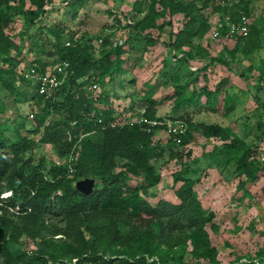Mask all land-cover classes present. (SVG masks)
Returning a JSON list of instances; mask_svg holds the SVG:
<instances>
[{"label": "trees", "instance_id": "obj_1", "mask_svg": "<svg viewBox=\"0 0 264 264\" xmlns=\"http://www.w3.org/2000/svg\"><path fill=\"white\" fill-rule=\"evenodd\" d=\"M11 2L0 0V74L9 70L18 83L16 70L20 65H34L40 73L61 61L69 66L64 81L50 94H38L29 82L20 81L29 85L40 106L34 115L35 126L25 134L19 130L23 126L20 123L14 129V138L0 131V195L10 192L0 197V264H189L184 261L186 251L204 260L203 264H219L218 251L207 231L215 213L203 208L195 190L198 181L187 176L188 166L182 164L172 173L176 201L157 197L151 203L147 198L155 197L148 190L160 181L155 163L165 151L196 144L199 138L219 139L235 159L236 172L246 176L251 173L256 146L228 127L193 124L186 110L200 104L204 97L207 110L215 112L223 94L224 113L229 114L233 104L228 107L232 97L226 91L225 77L213 89L193 85L184 93L176 88L169 119L184 122L186 129L177 136L178 142L166 133L165 139L157 137L165 125L150 126L147 131V123L130 121L132 118L121 121L108 102V87L117 77L122 82L126 73L122 45L104 38L95 59L90 44L62 42L58 57L47 67L28 57L32 50L29 29L43 18L53 0H29L30 7H25L24 0ZM160 2L161 14L166 8L171 16L182 14V27L175 30L170 47L186 58L182 47L191 44L190 27L196 23L199 8L192 2ZM208 3L212 11H228L233 21L242 14L250 17L245 0H235L228 8L212 6L210 0L205 6ZM17 17L23 24L15 42L4 27ZM200 24L198 30L208 34V15ZM251 27L252 21L248 33L234 41L248 38ZM220 56L218 53L210 60L220 62ZM92 85L97 88L92 89ZM6 86L14 89L10 83ZM149 103L152 106L142 116L162 122L156 115L158 102ZM38 144L49 145L58 163L47 164L43 155L34 158ZM85 177L95 179L88 194L75 189V182Z\"/></svg>", "mask_w": 264, "mask_h": 264}, {"label": "rangeland", "instance_id": "obj_2", "mask_svg": "<svg viewBox=\"0 0 264 264\" xmlns=\"http://www.w3.org/2000/svg\"><path fill=\"white\" fill-rule=\"evenodd\" d=\"M160 1L69 0L66 3L53 0L46 6L43 18L30 26L28 43L32 50L28 57L50 67L58 57L62 42L90 44L95 59L100 55L98 48L104 38L122 45L126 73L122 75V82L121 77H117L108 87L111 96L108 102L121 121L142 115L152 106L149 100L158 102L156 115L162 122L176 121L169 119L176 88L184 93L193 85L213 89L225 77L226 91L232 97L228 107L233 104L229 114L224 113L223 94L218 98L215 112L207 110L204 97L200 104L187 106L186 110L193 124L216 123L228 127L246 143L256 146L255 159L249 168L251 173L246 176L236 172L235 159L219 139L199 138L193 146H173L165 151L164 157L155 163L160 182L154 190H148L155 197L147 199L151 203L157 197L176 201L172 173L182 164L188 166L187 176L198 181L195 190L203 208L215 213L213 225H207V231L218 251V263L264 264V164L259 159L264 151V0H245L252 21L250 35L238 43H226L222 50L208 34L198 30L203 16L210 14V4L205 6L206 0H175L192 2L199 8L195 12L196 23L190 27L191 44L182 47L186 58L170 47L172 35L182 27V14L171 16L167 8L165 14H161ZM24 2L25 7H30L29 0ZM22 24L21 18H13L4 31L18 42ZM218 53L223 55L220 56L223 60L211 61ZM9 83L13 90L6 86ZM39 108L29 85L16 83L13 73L5 69L0 74L2 134L14 138V129L20 123L23 125L19 128L21 133L32 130ZM2 120L6 122L1 123ZM156 136L167 137L163 131ZM37 155H43L47 164L57 160L46 144L36 145L33 157ZM184 261L205 262L193 258L188 251Z\"/></svg>", "mask_w": 264, "mask_h": 264}, {"label": "built area", "instance_id": "obj_3", "mask_svg": "<svg viewBox=\"0 0 264 264\" xmlns=\"http://www.w3.org/2000/svg\"><path fill=\"white\" fill-rule=\"evenodd\" d=\"M235 0H210L212 6L230 7ZM208 22L210 25L208 31V37L218 47H222L228 42L235 40L237 36H245L248 33L249 25L251 23L250 17L242 14L237 21H233L228 11L220 12L217 10H211L208 16ZM68 44V42H66ZM68 62L61 61L52 68H47L43 73L37 71L34 65H20L16 70V78L20 81L29 82L35 87V91L38 94H50L54 91L63 81L67 75ZM19 81V82H20ZM92 89H96V85L91 86ZM130 121H136L139 123H147L146 128L149 131L150 126L163 124L165 125L164 133L172 135L178 142L177 136L184 133L186 125L180 120L173 122H160L157 120H149L144 116L132 118ZM259 159L264 161V151L259 154ZM58 163V161H55ZM9 191L3 192L0 197L4 198L9 195ZM74 263V260H73Z\"/></svg>", "mask_w": 264, "mask_h": 264}, {"label": "water", "instance_id": "obj_4", "mask_svg": "<svg viewBox=\"0 0 264 264\" xmlns=\"http://www.w3.org/2000/svg\"><path fill=\"white\" fill-rule=\"evenodd\" d=\"M95 179L93 177H85L75 182V189L82 194H88L94 187Z\"/></svg>", "mask_w": 264, "mask_h": 264}, {"label": "crops", "instance_id": "obj_5", "mask_svg": "<svg viewBox=\"0 0 264 264\" xmlns=\"http://www.w3.org/2000/svg\"><path fill=\"white\" fill-rule=\"evenodd\" d=\"M189 146H193L194 145V143H192V144H188ZM160 182V181H159ZM158 185V184H157ZM157 185H155V186H153L152 188H151V190H154V188L157 186Z\"/></svg>", "mask_w": 264, "mask_h": 264}]
</instances>
